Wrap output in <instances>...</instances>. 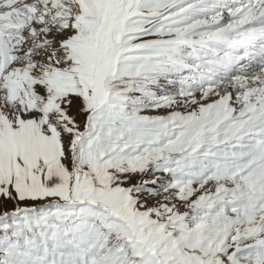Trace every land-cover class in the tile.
I'll return each instance as SVG.
<instances>
[{
  "label": "snow or ice",
  "instance_id": "snow-or-ice-1",
  "mask_svg": "<svg viewBox=\"0 0 264 264\" xmlns=\"http://www.w3.org/2000/svg\"><path fill=\"white\" fill-rule=\"evenodd\" d=\"M0 264H264V0H0Z\"/></svg>",
  "mask_w": 264,
  "mask_h": 264
}]
</instances>
